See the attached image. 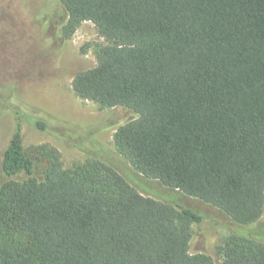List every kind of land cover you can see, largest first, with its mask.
<instances>
[{
	"label": "trees",
	"instance_id": "16d2710c",
	"mask_svg": "<svg viewBox=\"0 0 264 264\" xmlns=\"http://www.w3.org/2000/svg\"><path fill=\"white\" fill-rule=\"evenodd\" d=\"M70 40L86 22L109 45L73 83L82 100L125 108L118 154L145 178L242 227L264 216V0H59ZM46 130V120L37 121ZM85 149L90 143L83 144ZM95 147V146H94ZM45 178L0 188V264H215L192 254L202 215L145 197L97 158L65 169L42 147ZM22 127L8 177L34 176ZM222 264H264V240L229 238Z\"/></svg>",
	"mask_w": 264,
	"mask_h": 264
},
{
	"label": "rangeland",
	"instance_id": "374dc122",
	"mask_svg": "<svg viewBox=\"0 0 264 264\" xmlns=\"http://www.w3.org/2000/svg\"><path fill=\"white\" fill-rule=\"evenodd\" d=\"M67 20L59 0H0V188L10 180H44L42 147L58 150L65 169L84 165L97 154L145 197L203 216V223L193 226L192 254L205 253L222 264L220 248L229 238L251 234L264 240V216L250 227L239 226L221 211L145 178L118 154L115 133L137 116L125 108L103 109L76 95L75 77L97 66L99 51L109 43L91 22L65 40ZM39 120L49 127L40 129ZM18 124L36 170L32 177L22 173L8 178L2 163ZM85 141L91 148L83 147Z\"/></svg>",
	"mask_w": 264,
	"mask_h": 264
}]
</instances>
